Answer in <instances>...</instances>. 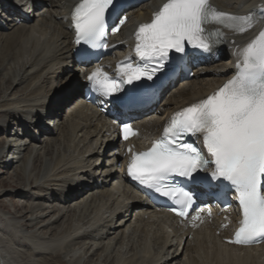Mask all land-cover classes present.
<instances>
[{
  "label": "bare ground",
  "instance_id": "6f19581e",
  "mask_svg": "<svg viewBox=\"0 0 264 264\" xmlns=\"http://www.w3.org/2000/svg\"><path fill=\"white\" fill-rule=\"evenodd\" d=\"M73 1L0 0V264H264V246L223 248L209 233L183 244L126 184L110 123L82 100L66 20ZM212 4L247 15L264 0ZM152 5L128 13L122 37L149 19ZM261 25L224 30L223 62L172 91L141 122L143 132L159 133L172 112L220 86L234 69L232 53Z\"/></svg>",
  "mask_w": 264,
  "mask_h": 264
},
{
  "label": "snow or ice",
  "instance_id": "6c2138e0",
  "mask_svg": "<svg viewBox=\"0 0 264 264\" xmlns=\"http://www.w3.org/2000/svg\"><path fill=\"white\" fill-rule=\"evenodd\" d=\"M128 3L80 0L74 7L71 26L75 44L82 46L78 53L82 62L91 63L92 50L109 48V34L120 32L127 22ZM257 23H264V11L259 17L236 15L218 10L211 0H166L151 22L141 24L135 33L137 61L130 57L121 61L115 77L97 65L86 75V86L124 115L185 71L196 54L190 50L210 53L224 43V30L244 34ZM120 131L123 140L138 134L127 120L120 122ZM127 175L146 195L166 198L171 202L168 210L190 218L193 227L205 211L193 209L197 199L234 193L241 219L228 243L264 244V30L237 51L236 71L222 87L175 113L150 149L132 152ZM207 214L211 216V207Z\"/></svg>",
  "mask_w": 264,
  "mask_h": 264
},
{
  "label": "rangeland",
  "instance_id": "374dc122",
  "mask_svg": "<svg viewBox=\"0 0 264 264\" xmlns=\"http://www.w3.org/2000/svg\"><path fill=\"white\" fill-rule=\"evenodd\" d=\"M69 80H71V79H69ZM69 80H67V82H68ZM42 140H45L44 136H43ZM0 171H1V170H0ZM0 178H3L2 175H1V173H0ZM6 200H7V201H6ZM6 200L4 201L6 205L9 204V203H11V201H9V199H6ZM10 207H11V206H10ZM10 207H9V209H10ZM11 210H13V208H11Z\"/></svg>",
  "mask_w": 264,
  "mask_h": 264
}]
</instances>
